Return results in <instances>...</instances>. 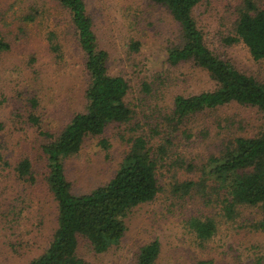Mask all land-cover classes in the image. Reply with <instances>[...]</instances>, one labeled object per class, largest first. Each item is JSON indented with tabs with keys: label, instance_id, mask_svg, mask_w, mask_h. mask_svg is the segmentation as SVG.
<instances>
[{
	"label": "rangeland",
	"instance_id": "obj_1",
	"mask_svg": "<svg viewBox=\"0 0 264 264\" xmlns=\"http://www.w3.org/2000/svg\"><path fill=\"white\" fill-rule=\"evenodd\" d=\"M92 18L98 45L108 54L110 74H120L129 84L126 96L133 114L127 124H108L98 136L83 139L79 151L64 158V172L75 194L105 183L116 170L126 139L148 133L171 109L174 95L210 90L215 84L207 73L190 62L170 65L166 50L177 41L179 26L167 10L146 0H84ZM264 5V0H255ZM239 0H200L193 18L208 47L241 72L264 76V59L253 60L245 47L227 44L234 8ZM33 15L32 20L24 15ZM55 34L59 55L49 49L47 32ZM0 33L9 49L0 52V154L9 167H0V264H22L46 247L55 225V203L45 184L46 163L41 146L51 142L83 109L88 73L69 15L56 0H0ZM138 41L136 51L127 47ZM149 86L142 92L141 83ZM34 100V105L31 104ZM39 118L38 129L27 120ZM261 114L253 107L231 102L187 118L172 150L184 165L157 171L159 191L154 198L132 209L119 242L105 252L94 253L79 242L77 254L89 264H135L138 248L159 241L154 264H264V230L253 224L259 209L237 206L231 216L223 213L222 191H175L182 180L196 181L197 168L217 154L234 136H250L262 128ZM100 140H106L102 149ZM22 157L31 163L35 182H19L11 168ZM182 163V164H183ZM190 164L191 169L185 165ZM170 170V171H169ZM211 217L215 232L198 243L189 230L190 217Z\"/></svg>",
	"mask_w": 264,
	"mask_h": 264
},
{
	"label": "trees",
	"instance_id": "obj_2",
	"mask_svg": "<svg viewBox=\"0 0 264 264\" xmlns=\"http://www.w3.org/2000/svg\"><path fill=\"white\" fill-rule=\"evenodd\" d=\"M67 11L77 44L84 56V68L89 81L84 90L85 104L75 112L57 136L41 146L45 156V184L55 203V225L43 251L22 264H89L77 254L79 242L86 243L94 253H102L116 245L126 229V217L134 207L151 201L159 191L157 171L184 165L181 155L173 149L179 137V125L184 120L231 102L255 108L262 116V128L250 136L227 139L217 154L209 155L197 168L198 179L177 181L175 191L186 195L190 189L205 193V188L222 191L223 213L231 216L237 206L259 209L260 219L253 224L264 230V76L256 78L236 69L232 63L215 54L206 44L192 11L200 0H146L163 7L177 22V41L166 50L170 65L190 62L204 70L215 86L190 95L176 94L171 109L161 122L150 124L148 133L128 137V144L112 176L88 192L75 194L65 176L64 158L76 154L83 139L98 136L111 123L127 124L133 111L126 99L129 84L120 74L107 70V52L101 49L84 0H56ZM231 32L224 38L227 44H242L253 60L264 59V5L255 0H239L234 8ZM32 20L33 15L23 17ZM49 49L59 55V44L53 32L46 33ZM138 41H130V51H136ZM9 49L0 33V52ZM148 93L147 83H141ZM34 105V100H31ZM27 120L40 130L39 118L29 114ZM2 125L0 123V130ZM185 131H180L184 135ZM188 136V134H185ZM106 149V140L99 141ZM183 163V164H182ZM0 167H9L0 154ZM191 169L190 164L185 165ZM14 177L26 185L35 182L31 163L20 158L11 168ZM170 171V170H169ZM189 230L198 243L211 238L215 221L208 216L190 217ZM159 241L152 239L138 248L135 264H154L159 255ZM195 264H212L198 260Z\"/></svg>",
	"mask_w": 264,
	"mask_h": 264
}]
</instances>
